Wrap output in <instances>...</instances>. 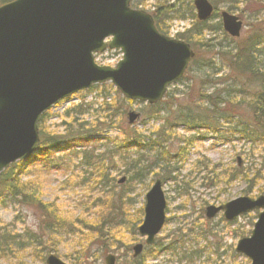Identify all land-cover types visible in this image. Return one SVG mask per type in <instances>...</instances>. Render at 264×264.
<instances>
[{"label": "rangeland", "instance_id": "374dc122", "mask_svg": "<svg viewBox=\"0 0 264 264\" xmlns=\"http://www.w3.org/2000/svg\"><path fill=\"white\" fill-rule=\"evenodd\" d=\"M210 2L216 9L203 22L197 18L194 0H189L179 9L174 7L162 17L166 35L176 38L178 33H184L187 36L188 31L193 30L188 35H195L192 41L199 60L192 63L182 81L168 88L159 101L163 110L158 113V118L151 117L147 102L128 99L113 83L107 82L93 85L63 100L40 119L39 130L44 131L46 139L58 137L51 141H59V144H47V151L28 162L21 182L30 189L27 192L33 200L50 208L48 212L40 210L30 204L31 198L28 197L25 203L14 201L10 196L0 199V228L10 232L16 243L0 256V264H47L46 258L51 254L67 264H105L106 254H101L97 245H89L85 224H100L109 210L106 204L110 199L117 207H125L130 218L128 223L136 221L134 236L125 227L112 236L116 237L112 245L116 250L119 247V251L110 252L118 257L116 264H131L134 259L132 247L145 240L137 227L144 218L146 194L157 177L164 179L167 223L153 246L146 247L142 255L135 258L138 262L250 264V260L238 254L235 247L240 238L251 235L259 211L227 222L222 213L208 219L205 209L242 195H256L243 193L245 183L240 178L223 183L228 176L217 177L216 167L223 169L225 174L233 173L238 166L259 167L264 149L263 152L255 150L253 146L238 141L236 136L234 141L227 142L231 129L226 123H220L223 129L218 133L201 129L200 125L197 129L185 123L174 125L178 123L177 114H188L192 120L206 108L198 97L206 94L203 87H207L209 79L220 84L223 82L219 79L221 76L240 75L230 72L227 61L224 63L222 60L230 48L228 44L233 47L255 45L259 40L264 47V39L256 38L258 31L264 33V0ZM162 3L163 0H135L132 5L154 14V8ZM168 8L169 5L166 10ZM223 11L237 15L243 21L240 36L231 37L224 30ZM195 25L200 30H194ZM122 56L119 49H108L98 53L95 60L99 65L115 67ZM252 81L249 79L248 87L240 88H248L246 96L256 100L262 89ZM105 100L111 103L113 110L104 111L100 107ZM77 109L85 110V113ZM130 111L140 114L133 123L128 118ZM96 120L101 123L99 127L92 126ZM67 132L82 133L85 137H90V132L94 134L88 142L79 145L73 142V147L61 150L60 146L66 144L61 142L65 141L61 137L66 139ZM84 153L93 155L90 162L83 158ZM136 161L151 163L143 182L135 178ZM203 163L209 164V173L204 170ZM155 164L167 165V168L162 170ZM173 169L175 172L170 174ZM159 171L162 175L154 177L151 174ZM100 172H104L107 179L102 178ZM122 178L125 179L120 182ZM112 179L116 184L113 188ZM48 215L52 218L46 222ZM29 234L33 237L28 239L26 236ZM88 245L87 253L84 250Z\"/></svg>", "mask_w": 264, "mask_h": 264}, {"label": "water", "instance_id": "95a60500", "mask_svg": "<svg viewBox=\"0 0 264 264\" xmlns=\"http://www.w3.org/2000/svg\"><path fill=\"white\" fill-rule=\"evenodd\" d=\"M132 1L12 0L0 5V175L34 152L41 116L61 100L112 82L127 98L154 104L184 75L195 56L190 44L160 33L153 17L131 7ZM194 4L200 20L213 12L208 0ZM222 18L224 29L240 36L242 20L225 11ZM107 48L123 52L115 67L95 62V54ZM138 117L135 111L128 113L131 123ZM166 207L162 181L156 179L138 227L146 244H152L164 226ZM256 209L261 211L252 234L239 240L236 251L246 254L251 264H264V195L210 205L206 215L212 218L223 210L231 221ZM142 249V243L134 245L133 256ZM46 263L67 264L54 254ZM105 264H116V256L108 254Z\"/></svg>", "mask_w": 264, "mask_h": 264}, {"label": "trees", "instance_id": "16d2710c", "mask_svg": "<svg viewBox=\"0 0 264 264\" xmlns=\"http://www.w3.org/2000/svg\"><path fill=\"white\" fill-rule=\"evenodd\" d=\"M10 1L12 0H0V5ZM188 1L189 0H163L162 4H159L157 5V7L154 8L155 12L153 14V17L156 26L161 32L164 33V28H163L164 22L162 21V17L163 16L165 17L167 15L164 13L165 12L169 13L173 11L174 7H176V9H179L181 5H184ZM167 5H169L168 10H166ZM193 29L200 30L198 28V25L197 27L195 25ZM192 32H193L192 29L191 31H188V33H192ZM258 32L256 33V38L264 39V33H258ZM188 33L187 36H185L184 33H178L177 38L189 42L195 48V44L192 41V38L195 37V35H193L192 37L189 36ZM253 40L255 41L254 38ZM262 44L263 43L259 40L258 43L255 45L247 44L246 46L233 47L230 44H228L230 48H228V50L226 51L227 53L225 55V59L222 58V60L224 63L227 61L229 66L228 69L230 70V72L234 71L239 73L240 75L238 76L237 74H235L234 76H232L233 78L230 77L229 75H224V77L221 76L219 77V79L223 80V82L220 84H217V81L214 79H209L206 83L207 87H203L206 89L205 90L206 94L203 93V96L198 97V101L203 103L204 104L203 106H205L206 108H203V110L199 111L197 118L194 117L195 119L192 120L188 114H177L176 117L178 118L177 119L178 123H174V125L185 123L187 126L194 127L196 129L198 127L197 125H200L201 129L211 130L212 132L218 133V132H222L223 129L220 127L222 126L220 125V123H226L230 126L229 130L231 129V136L227 137L226 139L227 142L234 141L235 140L234 138L236 136L237 140L243 142V144H249L250 146H253V149L263 152L264 149V47L262 46ZM197 56L198 53L196 52V56L192 61L193 64L199 60ZM192 63L190 66H192ZM249 79H253L252 82L259 85V88L262 89L261 92L257 93L256 100L248 99V97L246 96L248 94V88L246 90L244 87L240 88V86L248 87L247 82ZM225 82L227 84H225ZM219 85H222V88H220ZM103 97L104 99H106L105 98L106 94H104ZM122 100L124 101L125 99L122 98ZM110 104L111 103H108L105 100V102L101 104L100 107H103L104 111L113 110V107ZM159 104L160 102L153 105H147L150 109V113H152L151 117L158 118V113L163 110L159 107ZM110 107L112 109H109ZM79 112L84 114L85 110L82 111L79 110ZM45 114H43L42 117ZM100 125L101 123L98 122V120L92 123L93 127H99ZM75 134L76 133L71 134L67 132L66 134L67 136H65L66 139H63V137H61L62 140H65L61 142L66 143L65 146H60L61 150H63L66 147H71V146L73 147L74 146L73 142H77L76 144L78 145L88 142L87 140H90L94 132L89 133L90 137H85L86 135L82 133L76 135ZM40 136H41V142L37 148V152H35L31 157H29L25 161H21V162L19 161V163L12 164L1 175L0 199L7 198L8 196H10L14 201H17L19 203H23V202L25 203L26 197L31 198L27 192L30 189H28L26 185H24L21 182V176H23L25 173L24 171L25 166H27L28 162L34 160V158L39 156L41 153L47 151L49 149V146H47V144L49 143L50 145L59 144L58 143L59 141L56 142L51 141L52 139L56 138L55 136L46 139L47 137L45 136L44 131L42 132L40 130ZM71 137L75 139H72ZM159 144L164 145L162 143ZM92 156L93 155H88L87 153L83 154V158L87 159L88 162H90ZM150 164H151L150 162L144 164L142 162L138 163L136 161V177L134 175L133 176L142 182L146 180V176L148 174V169L150 168L149 167ZM208 165H209L208 163L207 164L203 163L204 170L209 173V171L207 170L209 169ZM258 165L259 167L256 168L237 167L233 173H226V174L223 169L216 167V170L218 171L216 176L220 178V176L227 175L228 177L225 180L223 179L222 181L223 183L231 182V180H238L240 178L239 180L245 183V189L243 190L244 194H255V193L257 195L264 194V184H262V181H264V155L261 157V161ZM158 166H160L162 170H165L167 168V165H163V164H160ZM248 169L252 171H249ZM212 170L214 171V169ZM173 172H175L174 169L169 173L171 174ZM100 173H102V175L100 174L102 178L107 179V175L104 174V172H100ZM159 173H161V171L151 174L154 177L162 175V173L161 174ZM114 186L116 187V184L112 179V188ZM30 204L34 206H38L37 207L38 209L43 211L45 210L47 212L49 211L50 208L47 207V205L44 204L43 202L38 203L36 202V200H33L32 198ZM106 205L107 207L109 206V210L107 211L106 215L103 217L104 219L100 224L98 225L97 224L88 225L87 223L85 224V227H87L88 229V233H86L87 234L86 238L88 239L89 245L91 243L97 245V248L100 249L101 254H108L111 251H113V253H116V251H119V247L116 250V247L112 245L113 240L116 238L112 236L117 235V233H119L120 228L125 227L128 230H130L131 236H134L136 234V221L133 220V221H129V223L127 222V220H129L130 218L127 217V214L125 212V207H117V205L113 203V199H110ZM48 218H52V217L48 215L45 218L46 222H48ZM115 227L116 229L113 230ZM110 230L114 231L115 233L112 234ZM19 237L22 236L19 235ZM26 237L29 239L33 237V235L29 234ZM12 244H16L13 235H11L10 232H5L0 228V256H3L2 254L4 253V251L6 249H9V246ZM89 245L84 250L87 253L90 248ZM111 246H113L114 248H112ZM137 260L138 259H132L131 264H143L142 262H138Z\"/></svg>", "mask_w": 264, "mask_h": 264}]
</instances>
